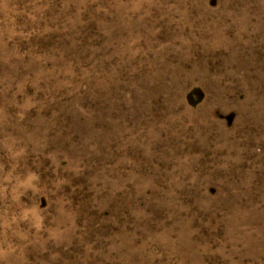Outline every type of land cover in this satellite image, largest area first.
Masks as SVG:
<instances>
[{
	"label": "rangeland",
	"instance_id": "rangeland-1",
	"mask_svg": "<svg viewBox=\"0 0 264 264\" xmlns=\"http://www.w3.org/2000/svg\"><path fill=\"white\" fill-rule=\"evenodd\" d=\"M0 264H264V0H0Z\"/></svg>",
	"mask_w": 264,
	"mask_h": 264
}]
</instances>
